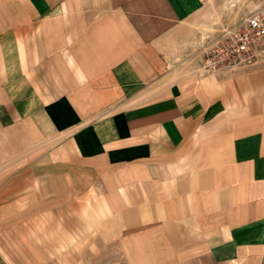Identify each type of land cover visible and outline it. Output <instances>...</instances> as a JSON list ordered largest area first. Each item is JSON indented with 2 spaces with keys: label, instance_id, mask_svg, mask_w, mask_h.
<instances>
[{
  "label": "crops",
  "instance_id": "crops-1",
  "mask_svg": "<svg viewBox=\"0 0 264 264\" xmlns=\"http://www.w3.org/2000/svg\"><path fill=\"white\" fill-rule=\"evenodd\" d=\"M208 2L0 0V72L12 45L53 69L49 126L88 172L128 170L169 258L264 264V63L171 81L160 58Z\"/></svg>",
  "mask_w": 264,
  "mask_h": 264
},
{
  "label": "rangeland",
  "instance_id": "rangeland-1",
  "mask_svg": "<svg viewBox=\"0 0 264 264\" xmlns=\"http://www.w3.org/2000/svg\"><path fill=\"white\" fill-rule=\"evenodd\" d=\"M257 9H264V0H209L160 54L171 81L240 74L264 63L263 40L251 66L203 68L207 44L225 30L242 28ZM19 50L12 45L5 51L4 81L0 72V95L2 89L8 95L0 98V258L7 264H185L169 258L160 227L141 226L146 211L136 207L147 196L131 193L128 170L88 172L53 132L41 112L46 100L40 91L57 75L40 65L43 59L24 61Z\"/></svg>",
  "mask_w": 264,
  "mask_h": 264
},
{
  "label": "built area",
  "instance_id": "built-area-1",
  "mask_svg": "<svg viewBox=\"0 0 264 264\" xmlns=\"http://www.w3.org/2000/svg\"><path fill=\"white\" fill-rule=\"evenodd\" d=\"M264 40V9L252 11L242 28L225 30L203 50V68L218 71L253 65Z\"/></svg>",
  "mask_w": 264,
  "mask_h": 264
}]
</instances>
